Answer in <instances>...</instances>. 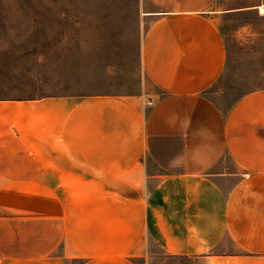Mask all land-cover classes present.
<instances>
[{
  "label": "crops",
  "instance_id": "1",
  "mask_svg": "<svg viewBox=\"0 0 264 264\" xmlns=\"http://www.w3.org/2000/svg\"><path fill=\"white\" fill-rule=\"evenodd\" d=\"M215 2L138 0L137 93L0 99V264H264V89L209 97Z\"/></svg>",
  "mask_w": 264,
  "mask_h": 264
},
{
  "label": "rangeland",
  "instance_id": "2",
  "mask_svg": "<svg viewBox=\"0 0 264 264\" xmlns=\"http://www.w3.org/2000/svg\"><path fill=\"white\" fill-rule=\"evenodd\" d=\"M138 0H0V99L137 93ZM227 62L209 97L221 109L264 89V0H216ZM262 7V6H261ZM264 10V7H263ZM142 264H197L153 248Z\"/></svg>",
  "mask_w": 264,
  "mask_h": 264
},
{
  "label": "built area",
  "instance_id": "3",
  "mask_svg": "<svg viewBox=\"0 0 264 264\" xmlns=\"http://www.w3.org/2000/svg\"><path fill=\"white\" fill-rule=\"evenodd\" d=\"M216 19L214 14L209 15V21L213 22Z\"/></svg>",
  "mask_w": 264,
  "mask_h": 264
},
{
  "label": "bare ground",
  "instance_id": "4",
  "mask_svg": "<svg viewBox=\"0 0 264 264\" xmlns=\"http://www.w3.org/2000/svg\"><path fill=\"white\" fill-rule=\"evenodd\" d=\"M258 10H259V13H260V14H264L263 7L260 6V7L258 8Z\"/></svg>",
  "mask_w": 264,
  "mask_h": 264
}]
</instances>
